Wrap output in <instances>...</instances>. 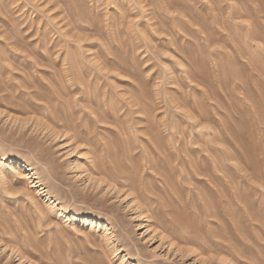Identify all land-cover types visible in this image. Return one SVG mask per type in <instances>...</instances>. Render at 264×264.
Masks as SVG:
<instances>
[{
  "label": "rangeland",
  "instance_id": "374dc122",
  "mask_svg": "<svg viewBox=\"0 0 264 264\" xmlns=\"http://www.w3.org/2000/svg\"><path fill=\"white\" fill-rule=\"evenodd\" d=\"M0 264H264V0H0Z\"/></svg>",
  "mask_w": 264,
  "mask_h": 264
}]
</instances>
